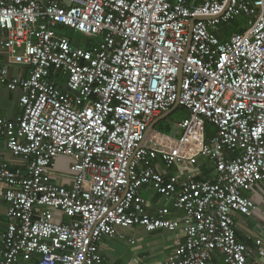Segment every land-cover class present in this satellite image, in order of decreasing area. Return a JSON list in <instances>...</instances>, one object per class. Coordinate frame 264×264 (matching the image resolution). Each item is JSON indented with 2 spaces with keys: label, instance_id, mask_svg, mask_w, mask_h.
Returning <instances> with one entry per match:
<instances>
[{
  "label": "built area",
  "instance_id": "obj_1",
  "mask_svg": "<svg viewBox=\"0 0 264 264\" xmlns=\"http://www.w3.org/2000/svg\"><path fill=\"white\" fill-rule=\"evenodd\" d=\"M242 16L245 29L222 39ZM57 26L92 40L77 45ZM0 81L22 91L0 138L27 163H0V264H104L101 240L134 226L181 231L166 264H206L215 251L264 264L262 241L255 257L237 237L238 215L257 207L246 193L264 180V0H0ZM176 104L188 112L174 123L182 137L148 144ZM59 156L71 185L54 180ZM201 157L213 179L170 172ZM144 186L165 204L150 210Z\"/></svg>",
  "mask_w": 264,
  "mask_h": 264
},
{
  "label": "crops",
  "instance_id": "obj_2",
  "mask_svg": "<svg viewBox=\"0 0 264 264\" xmlns=\"http://www.w3.org/2000/svg\"><path fill=\"white\" fill-rule=\"evenodd\" d=\"M56 28L58 34L65 36H67L65 34L66 30L71 31L63 26H57ZM75 44L81 45V43L78 42ZM28 71L29 69L17 64L10 65V73L12 75L24 74L27 76ZM21 94L22 91L20 89L11 90L5 83L0 81V118L15 120L21 115ZM176 110L172 114H174ZM187 115L188 112L184 110L183 118H186ZM170 116L157 122L154 129L147 135L146 142L148 144H153L150 138L153 137V134L155 133L170 136L165 134L164 130L167 123L172 125L173 131L171 137L176 135L173 127L176 122L172 121ZM175 140H178V138ZM4 161L12 168L25 170L27 166L26 160L21 156H16L11 153L6 146L5 139L0 138V163ZM70 162L71 159L68 157H57L55 167V172L57 174L54 177V180L65 185H71L69 177L61 176L62 174L70 173ZM186 170L197 172L198 179H213L215 176V165L212 161L204 157L198 158L197 162L194 164H186V166L176 165L170 170V172L182 175ZM141 194L146 199L150 210L154 211L165 204V200L156 193L152 186L142 187ZM246 194L253 198L257 207L249 214L238 215L237 237L252 249L253 254L256 257L258 250L256 240L260 239L264 244V180L256 182L252 186V189ZM7 206L6 201L0 198V252L4 248L3 235L9 224ZM174 215L179 216L182 215V213L175 211ZM120 231L124 237H104L101 240L100 251L104 257V264H166L170 254L174 250L175 242L181 237V231L160 229L150 232L141 226L122 227L120 228ZM38 262L39 255H34V257L31 260L26 261L25 264H38ZM206 264H226L225 255L221 251H215L211 254V258Z\"/></svg>",
  "mask_w": 264,
  "mask_h": 264
},
{
  "label": "trees",
  "instance_id": "obj_3",
  "mask_svg": "<svg viewBox=\"0 0 264 264\" xmlns=\"http://www.w3.org/2000/svg\"><path fill=\"white\" fill-rule=\"evenodd\" d=\"M245 20H246V17L242 16V17H238V18L232 20L228 24L223 23L221 26V30L219 32L220 37L222 39H224V38L228 37L229 35H231L233 32H242L245 29V25H244ZM71 32L75 36H80L78 33H74L73 31H71ZM84 37L86 38V36H84ZM86 40L91 41L92 39H89L87 37ZM181 108H183V107L179 106V108L177 110H179ZM183 109L186 111L185 108H183ZM205 125H206V134L208 137L215 133V127L213 126V124H211L209 121H206ZM164 130L170 132L172 130V125H170V123H167V126Z\"/></svg>",
  "mask_w": 264,
  "mask_h": 264
},
{
  "label": "rangeland",
  "instance_id": "obj_4",
  "mask_svg": "<svg viewBox=\"0 0 264 264\" xmlns=\"http://www.w3.org/2000/svg\"><path fill=\"white\" fill-rule=\"evenodd\" d=\"M65 34L67 35V36H69L70 38H72V40H73V42L74 43H76V42H78V43H81V45L82 46H84L85 45V43H86V38L84 37V36H80V37H76L71 31H69V30H66L65 31ZM183 116H184V110H183V108H181V109H179L178 111H176L174 114H172L171 116H170V119L172 120V121H174V122H177V121H179V120H181L182 118H183ZM174 127V126H173ZM172 131H173V129L170 131V132H168V131H165V134H168V135H172ZM181 136H182V131L181 130H179L177 133H176V135H175V137L176 138H181Z\"/></svg>",
  "mask_w": 264,
  "mask_h": 264
},
{
  "label": "water",
  "instance_id": "obj_5",
  "mask_svg": "<svg viewBox=\"0 0 264 264\" xmlns=\"http://www.w3.org/2000/svg\"><path fill=\"white\" fill-rule=\"evenodd\" d=\"M207 18H209V17H200L199 19H207ZM194 21L195 20H193L192 21V24H191V28H190V38H191V31H192V26H193V24H194ZM189 44H190V40H189ZM181 80V74L179 75V81ZM179 107V105L178 104H176V105H174L170 110H168V111H166V112H164V113H162V114H160V115H158L155 119H154V121L149 125V128H148V130H147V132H146V135H148L153 129H154V127L156 126V124H157V122H159L160 120H163V119H166V118H168L177 108Z\"/></svg>",
  "mask_w": 264,
  "mask_h": 264
}]
</instances>
